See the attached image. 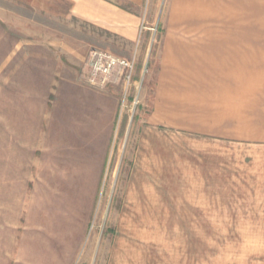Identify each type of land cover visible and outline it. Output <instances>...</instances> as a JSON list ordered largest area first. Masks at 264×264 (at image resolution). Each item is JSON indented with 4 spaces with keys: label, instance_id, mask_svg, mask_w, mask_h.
<instances>
[{
    "label": "crops",
    "instance_id": "obj_1",
    "mask_svg": "<svg viewBox=\"0 0 264 264\" xmlns=\"http://www.w3.org/2000/svg\"><path fill=\"white\" fill-rule=\"evenodd\" d=\"M29 6L37 19L16 9H7L5 19L6 96L0 97L10 122L5 131L13 134L14 123L27 119L21 133H37L35 157L30 147L23 148L21 216L7 227L5 264H75L90 253L86 231L118 105L115 92L95 93L85 83L84 53L63 40L70 36L56 29L57 22L79 21L103 32L106 45L110 39L119 45L116 51L105 45L104 52L137 56L135 79L146 68L145 84L154 87L152 123L264 141V0H36ZM143 15L146 27L139 32ZM46 85L48 109L46 90H40ZM33 86L38 91L31 94ZM30 97L44 102L36 128L34 116L27 115ZM253 214H263L256 222L264 229V209ZM253 219L245 217L247 223ZM174 224L183 230V222ZM137 246L128 249L120 240L103 245L102 261L190 264L188 245ZM204 254L202 245L201 264ZM216 257L208 262L219 263Z\"/></svg>",
    "mask_w": 264,
    "mask_h": 264
},
{
    "label": "rangeland",
    "instance_id": "obj_2",
    "mask_svg": "<svg viewBox=\"0 0 264 264\" xmlns=\"http://www.w3.org/2000/svg\"><path fill=\"white\" fill-rule=\"evenodd\" d=\"M29 3L36 4V0H0V97L4 99L7 9L23 11L27 17L37 19ZM142 25L146 27V22ZM31 27L36 29L37 22ZM55 27L70 36L63 40L84 53L86 63L93 49L107 50L100 30L76 20L57 22ZM87 42H91L88 47ZM106 46L115 51L119 47L112 39ZM134 59L137 64V56ZM88 69L85 64V83L95 93L115 92L118 108L109 156L86 231L85 243L90 253L82 256L86 257L83 262L79 260L75 264H108L102 261L101 247L114 245L117 240L132 250L138 244L158 243L167 245V249L177 244H183L185 249L188 245L190 264H201L202 245L207 257L205 264H264V229L260 228L262 223L256 222L263 214H253L264 209V141L228 133H189L154 124L149 117L154 87L145 84L146 68L137 81L135 76L139 71L134 65L125 100L120 75L112 83L91 85L87 80ZM50 88L40 87L46 90L47 109ZM37 91L38 87L33 86L28 92ZM34 99L30 97L26 105L27 115L37 121L36 128L38 105L42 110L44 102ZM0 106H4L0 111V264H5L7 227L11 223L16 225L21 216L23 148L30 147V158L35 157L37 133L35 129L28 137L21 133V129L29 126L26 119L24 124L21 120L14 123L13 134L9 131L6 134L10 122L6 123L5 100ZM29 167L34 168L32 164ZM250 216L253 223L245 220ZM180 222L184 223L183 230H176L178 226L172 223ZM247 225L253 229H247ZM8 248L11 250L12 245ZM215 255L221 261L208 262V257Z\"/></svg>",
    "mask_w": 264,
    "mask_h": 264
},
{
    "label": "built area",
    "instance_id": "obj_3",
    "mask_svg": "<svg viewBox=\"0 0 264 264\" xmlns=\"http://www.w3.org/2000/svg\"><path fill=\"white\" fill-rule=\"evenodd\" d=\"M144 23L145 17L143 15L139 32H142V30L145 29L142 25ZM135 56L136 55L133 54L132 59H126L93 49L89 53L86 63L89 68L87 78L88 83L91 85H103L109 82L112 83L116 80L115 77L120 75L124 83L123 89H125L122 93V99L125 100L127 96L126 88L130 86V82L132 81L134 65L136 68L134 59Z\"/></svg>",
    "mask_w": 264,
    "mask_h": 264
}]
</instances>
